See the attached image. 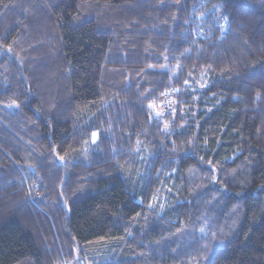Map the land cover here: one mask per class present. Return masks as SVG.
Wrapping results in <instances>:
<instances>
[{
    "label": "trees",
    "instance_id": "obj_1",
    "mask_svg": "<svg viewBox=\"0 0 264 264\" xmlns=\"http://www.w3.org/2000/svg\"><path fill=\"white\" fill-rule=\"evenodd\" d=\"M61 260L264 264L263 0H0V264Z\"/></svg>",
    "mask_w": 264,
    "mask_h": 264
},
{
    "label": "rangeland",
    "instance_id": "obj_2",
    "mask_svg": "<svg viewBox=\"0 0 264 264\" xmlns=\"http://www.w3.org/2000/svg\"><path fill=\"white\" fill-rule=\"evenodd\" d=\"M176 72H177V69L175 70V73ZM206 79L207 78L204 75H201V76L197 77L196 79H193V81H192L193 86L187 85L182 90L181 102H185V103L183 105L178 106V110L175 112L176 117L183 118V119L186 118V119L190 120L199 114V112L201 111V109H199V107L202 106L201 105V102L203 101L202 93H203V87L206 86ZM178 128H179V126H178ZM182 128H184V127H182ZM97 140H98L97 134L95 136V139H93V135L91 136V144L88 146L86 145V147L84 148L83 154L85 155V157L87 156V158H90L94 155V153H95L94 151H96L95 150V143L97 142ZM198 233L201 237L207 236V231L204 228L199 230ZM61 264H67V263L65 260H61ZM77 264H79L78 261H77Z\"/></svg>",
    "mask_w": 264,
    "mask_h": 264
},
{
    "label": "snow or ice",
    "instance_id": "obj_3",
    "mask_svg": "<svg viewBox=\"0 0 264 264\" xmlns=\"http://www.w3.org/2000/svg\"><path fill=\"white\" fill-rule=\"evenodd\" d=\"M95 136H96V134H95V133H93V139H95Z\"/></svg>",
    "mask_w": 264,
    "mask_h": 264
}]
</instances>
